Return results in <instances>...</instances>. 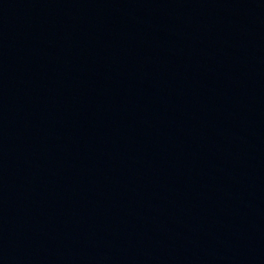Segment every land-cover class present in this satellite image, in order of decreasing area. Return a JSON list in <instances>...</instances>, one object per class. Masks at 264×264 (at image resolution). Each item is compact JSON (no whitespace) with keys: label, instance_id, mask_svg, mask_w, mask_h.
<instances>
[{"label":"water","instance_id":"water-1","mask_svg":"<svg viewBox=\"0 0 264 264\" xmlns=\"http://www.w3.org/2000/svg\"><path fill=\"white\" fill-rule=\"evenodd\" d=\"M0 264H264V0H0Z\"/></svg>","mask_w":264,"mask_h":264}]
</instances>
